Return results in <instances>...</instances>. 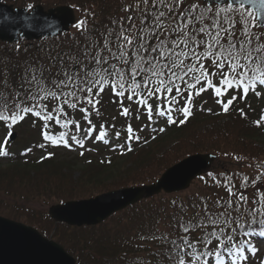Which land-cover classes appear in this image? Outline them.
<instances>
[{
  "label": "trees",
  "instance_id": "16d2710c",
  "mask_svg": "<svg viewBox=\"0 0 264 264\" xmlns=\"http://www.w3.org/2000/svg\"><path fill=\"white\" fill-rule=\"evenodd\" d=\"M1 1L27 9L38 4L45 8L67 5L77 12V21L81 26L77 31L62 33L54 38L31 42L20 39L13 44L0 42V114H22L25 118L22 124L27 119L25 123H33L34 126L40 123L44 128L39 139L31 140L27 147L22 148L21 144L15 142L6 149L3 158L9 160L10 164L0 169V193L24 201L44 199L62 203L88 199L120 188L150 184L168 167L188 155L210 153L215 157V162L198 178L206 190L185 195L161 193L113 214L96 226L75 227L57 223L47 213H37L25 205L2 200L0 215L34 227L44 237L61 245L75 259V264H178L169 258L174 255L171 241L183 235L178 220L179 223H191L202 208L211 207L217 200L229 199L228 186L237 197L243 194L250 202L259 198V191L264 190V99L260 97L258 102L262 105H256L252 95L246 98L241 108L230 106L227 111L203 114L199 111L191 112L183 124L180 123L182 118L174 124H164L165 131L161 135L151 136L121 128L119 135L110 137L109 148L118 150L115 153L119 155L114 161L108 158L97 162L80 151L76 154L70 151L62 158L54 153L35 158L33 150L66 148L65 143L52 144L45 139V134L59 137L76 125L75 121L80 124L83 117L88 116L94 101L99 102L100 108L110 109L117 105L115 99L118 96L110 92L106 94L107 90L98 88L90 98L91 104L82 99L75 109L64 105L62 99L42 101V114L51 112L61 122L56 123L53 119L41 121L39 117L22 111L23 107L32 105L31 101L25 99V95L37 92L32 76L35 75L36 81L40 83H43L42 77L47 80L49 83L46 90H50L54 77L48 75V70L52 67L53 58L59 66L61 57L64 62L71 64L77 59L83 60L85 53L102 51L105 39H113L112 33L119 32L121 25L128 27L127 17L132 16L137 22L142 19L136 10L139 8L143 11L145 5L143 0ZM193 3L206 6L200 0H186L185 6ZM224 15L221 13V18ZM228 15L245 22L244 26L251 30L253 49L264 45V29L258 27L252 12L244 8L243 15L235 12ZM254 23L256 26H253ZM252 54L256 56L255 51ZM260 55L264 56V53ZM252 67L259 65L254 62ZM194 89L198 91L199 86ZM194 89L191 90L192 101L199 103L203 94L200 92L198 96L195 95ZM257 89L261 90V87L257 86ZM186 98H182L181 104L189 106L184 103ZM81 107L86 111H80ZM60 108L64 111L59 112ZM97 110H100H95L100 119L106 118L102 109ZM129 116L135 117L131 112ZM125 143L128 146L125 147ZM97 146V151L105 147L101 142ZM123 151L133 153L125 155ZM80 164L82 166L78 167ZM260 219L258 216L251 228L246 226L245 230L250 233L247 237L241 236L238 239H246L250 244L254 239L264 240L260 236L264 231ZM248 221L251 223V217ZM195 222L199 223L200 220L196 219ZM188 235L190 238H198L202 233L193 230ZM217 244L215 242L207 249L213 253L207 258L210 263L217 262ZM200 251L205 249L201 247ZM226 253L221 251L220 254L223 257Z\"/></svg>",
  "mask_w": 264,
  "mask_h": 264
},
{
  "label": "snow or ice",
  "instance_id": "6c2138e0",
  "mask_svg": "<svg viewBox=\"0 0 264 264\" xmlns=\"http://www.w3.org/2000/svg\"><path fill=\"white\" fill-rule=\"evenodd\" d=\"M220 2L217 0V6L213 7L211 3L206 6L197 3L185 6L186 0H171L170 3L169 0H151L149 6V0H143L144 10H136L142 19L137 22L132 16L127 17L128 27L121 25L119 32L112 33L113 39H105L102 51L85 53L83 60L77 59L71 64L64 62L61 57L59 66L53 58L52 67L48 70V75L54 77L50 90H46L49 83L47 80L42 77L43 83L37 82L33 75L32 82L36 83L37 92L25 95V99L31 101L32 105L23 107L22 111L51 121V112L42 114V101L62 99L64 105L75 109L82 99L91 104L90 98L94 90L99 88L111 90L116 96L126 97L130 102L147 105L149 119L154 108L148 100L159 94L169 101V107L166 110L157 107L156 114L166 116L168 123L174 124L176 121L171 115V105L176 103L177 96H183L182 88L192 90L205 85L199 87L195 95L212 90L219 98L230 89L240 88L247 94L257 83L264 85V56L260 55L264 53V45L253 49L251 30L244 26L245 22L228 15L233 12L243 15L246 0H223L224 7L219 6ZM247 2L252 3L254 0ZM221 13H225L223 18ZM253 51L256 56H253ZM254 62L259 67H252ZM173 93L175 95H171ZM191 101L192 95L189 92L184 103ZM216 102L222 104L224 111L232 103L231 100L222 103L219 99ZM63 111V108L59 109V112ZM80 111L86 109L81 107ZM176 112L183 113L185 118L191 115L187 106L178 107ZM124 114H128L127 108ZM17 115L0 114V121L15 124ZM83 118L89 119L87 115ZM60 122L57 118L56 123ZM184 122L180 120L181 124ZM128 131L131 132V128ZM45 139L52 144L67 143L63 133L59 137L45 134ZM72 139L76 140L75 137ZM76 142L82 143L79 140ZM5 154L0 150V155ZM227 190L229 199L217 200L211 207L202 208L193 217V222L184 224L177 221L183 235L171 241L174 255H170V259L176 260L178 264H210L207 258L213 253L207 249L215 242H218L215 252L217 264H223L221 251L238 260L245 259L246 251H255L248 240L238 237L250 234L245 230L246 226L251 228L258 216L261 217L260 224L264 225V190L259 191V198L254 202H250L243 194L237 197L230 186ZM196 219L200 222L196 223ZM193 230L202 235L190 238L188 234ZM260 236L264 237V231ZM201 247L205 251H200Z\"/></svg>",
  "mask_w": 264,
  "mask_h": 264
},
{
  "label": "water",
  "instance_id": "95a60500",
  "mask_svg": "<svg viewBox=\"0 0 264 264\" xmlns=\"http://www.w3.org/2000/svg\"><path fill=\"white\" fill-rule=\"evenodd\" d=\"M203 2L217 4V0ZM223 3L221 0L219 4ZM244 6L254 10L259 25L263 27L264 0H254L252 3L246 0ZM74 21V11L67 6L44 10L38 5L27 12L24 8H13L0 2V41L13 43L19 37L28 41L54 37L68 31ZM14 137L15 134L11 140ZM213 161L211 154H194L167 168L154 183L54 204L48 208V214L55 222L69 226L98 225L141 199L150 198L161 191L170 194L187 189L191 181L199 177ZM0 264H75V260L36 229L0 216Z\"/></svg>",
  "mask_w": 264,
  "mask_h": 264
},
{
  "label": "rangeland",
  "instance_id": "374dc122",
  "mask_svg": "<svg viewBox=\"0 0 264 264\" xmlns=\"http://www.w3.org/2000/svg\"><path fill=\"white\" fill-rule=\"evenodd\" d=\"M200 3L204 4L202 2V0H200ZM76 17H78L77 13H76ZM80 26H81L80 22L76 23L71 28V32L77 31L80 28ZM108 92H109V90L106 91V93H108ZM156 97H158V96H156ZM156 97L150 98V101L151 102L154 101L156 103V100H157ZM233 97H235V99H233ZM217 99H219L220 101L222 99V101H223L222 103H227L229 100H231L232 101V103H231L232 108H234V107L235 108L243 107V103H242V100H241L242 98H240V95H239L238 92H229L227 94L226 98L225 97L216 98V96L214 94H212L211 92L207 91L203 95V98H200L199 103H195V100L192 102V111L191 112L199 111V112H201L203 114V113H206V112L211 113L213 111H218V110L220 111L221 109H223V107H222V104H218L216 102ZM97 107H98V104L96 105V108ZM101 109L103 111H105V109L103 107ZM162 110H165V109H162ZM120 111H121V107L118 108V110L116 111L118 113L117 123H114V121H112V119L116 118V117L113 116L115 114L112 111H110V115H112V116H111V120H110L109 123H112V124H115V125H119V124H122V125L124 124L125 125V122L127 121V119H125L120 114ZM175 114H176V118H178V116H181L179 113L176 112V109H175ZM91 118H92V116H91ZM94 118H95V116H94ZM89 122L90 121L84 120V122H83L84 126H82V127L88 128L85 125H88ZM159 122H160V120H158V119H155L153 121H149L147 119H141V118L140 119L139 118L138 119L135 118V121H133V123L136 125V128L139 130L138 133L148 134V135H150L149 133H153V132H154V135L155 134L161 135L162 133H164V131L162 132L160 130L161 129L160 126L162 125V123L161 122L159 123ZM94 124H96V123H94ZM99 125L100 124H96V126L94 125L95 130L103 128L102 130H104V132H107V131L110 130V127H111L108 123H107V125L106 124H104L102 126H99ZM10 131L15 132V141L14 142H18L19 144H21L22 148L27 147L31 140H35L36 141V140L39 139L38 127L34 126L33 124L29 125L28 123L24 122L21 125L13 126L11 124V126H9V124L0 122V150L3 148L2 146H3L4 142H5V140L7 139ZM93 140L94 139H91L89 143L83 145V148L81 150H83L84 154H86L87 156L93 157V159H96L97 162L103 161V160L108 159V158H111L112 161H114V160L119 158V155H117L113 151L112 152L110 150L97 151V150L93 149L94 147H96L95 145H93V143H94ZM39 150H40V152H36V153L33 154L35 158L38 157V156H42L41 154L44 155L46 153H54L58 157L62 158L64 156H66L65 155L66 153L70 152V150L63 149V148H61V149L60 148H46V149H39ZM72 153L76 154V152H72ZM131 153H133V152H131ZM131 153H126L125 151H123V154H125V155L131 154ZM9 164H10L9 160L4 159V158H0V169L6 168ZM81 164L78 165V167H81L82 166ZM78 167H77V170H79ZM203 174H205V173H203ZM204 190H206V186L204 187L203 184L201 182H199L198 179H196V180H194L191 183L190 187L187 190L181 192L180 194L181 195H185V194L190 193V192H198V191H204ZM0 200H2L4 202H8L10 204L25 205L26 207L31 208V209L35 210L37 213H41V214L47 213L48 208L51 205L56 203L54 200L52 201V200H44V199L24 201V200H19V199L15 198V197H12V196H9V195L6 196V195H4L2 193H0ZM257 250H258V255H262L264 253V244L260 242ZM255 262L256 263H254V264H258L260 262L262 263L263 260L261 261V259H255ZM249 264H250V262H249Z\"/></svg>",
  "mask_w": 264,
  "mask_h": 264
}]
</instances>
